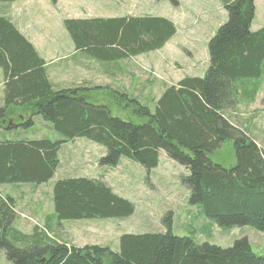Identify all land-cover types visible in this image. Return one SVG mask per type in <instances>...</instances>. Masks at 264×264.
Here are the masks:
<instances>
[{
  "label": "trees",
  "instance_id": "obj_1",
  "mask_svg": "<svg viewBox=\"0 0 264 264\" xmlns=\"http://www.w3.org/2000/svg\"><path fill=\"white\" fill-rule=\"evenodd\" d=\"M218 1L227 18L207 44L203 77H183L157 98L144 100L109 88H55L44 59L8 17L0 16V130L6 131H0V185H46L58 169L60 148L75 139L105 150L100 167H117L124 157L149 171L162 151L185 168L180 181L189 205L217 227L264 233V150L228 116L239 104L253 103L264 82V27L250 30L254 0ZM62 25L73 49L111 75L119 63L163 48L176 33L173 22L158 16L65 19ZM95 89L104 91L100 99L107 96L123 117L113 116L108 104L90 103V98L100 102L89 95ZM36 122L47 124L52 137H21ZM228 141L236 161L226 168L210 157ZM50 196L53 212L44 215L42 230L34 227L30 234L13 226L14 199L0 197V249L7 263L264 264L245 238L220 248L173 235L171 213L161 219L164 232L121 235L115 252L76 247L55 234L60 222L126 218L135 205L101 178L56 179Z\"/></svg>",
  "mask_w": 264,
  "mask_h": 264
},
{
  "label": "rangeland",
  "instance_id": "obj_2",
  "mask_svg": "<svg viewBox=\"0 0 264 264\" xmlns=\"http://www.w3.org/2000/svg\"><path fill=\"white\" fill-rule=\"evenodd\" d=\"M48 3V7L54 6L53 0H48ZM19 4L21 5L17 3ZM48 7L42 3L35 7L36 12L45 20L50 15ZM58 7L62 10L57 12L58 15L68 11L70 17L74 14L82 19L158 16L173 22L176 28L175 35L163 48L130 59L128 62L132 76L130 79L120 80L118 84L126 87L129 94H148L150 98H157L165 87L176 84L183 77H203L208 67L207 44L227 18L218 0H59ZM37 22L39 24V21ZM262 27L264 0H254V18L250 30L257 31ZM47 28L54 31L53 37L57 38L58 43L39 44L37 49L42 56L57 58V66L64 68L68 62L60 59L66 57L69 45H73L71 39L60 25L56 31V25L52 24V21H49ZM40 45L46 49H41ZM73 58H69L68 61H76L80 55ZM91 60L98 68L97 62ZM53 68L48 71L52 72ZM64 69H61L62 74L58 72L52 75V82L63 88H71L73 86L69 81L79 77L80 73L75 68ZM85 76L89 74L85 73ZM102 92L104 91L95 89L89 93L100 102H95V99L91 98L88 101L92 104H108L113 116L123 117L113 103L106 99L107 96L104 100L100 99ZM143 103L149 104L148 101ZM228 116L231 122L247 129L252 140L264 150V82L261 83L253 103L239 104L228 112ZM12 120L14 121V118ZM46 126L44 124L42 127L36 122L32 129L20 135L23 138H37L42 133L49 136L50 130L48 131ZM82 142L89 148H84L80 152L75 151L67 160L69 162L66 161L69 153L65 149L75 150L77 143L63 149L60 162L62 165L64 163L65 168L57 170V176L59 172L68 171L67 176L101 178L114 193L131 201L135 205V210L126 218L60 222V226L56 227L58 233L55 234L58 237L60 235L62 240L67 241V234L70 233L69 236L76 243V247L96 245L108 247L115 252L118 250V239L121 235L164 232L161 219L167 213H171V232L175 236L190 237L198 244L207 243L220 248H228L235 240L245 238L254 254L264 256V247L259 246L264 242V233L250 227H217L200 213L198 206L187 203V190L180 181L181 176L187 172L184 167L168 159L164 152H159L157 166L149 171L124 157L120 158L117 167H100L97 161L104 155L105 150L84 139ZM210 160L226 168L235 165L233 143L231 141L224 143ZM55 180L56 178L38 187L0 185V197L9 196L15 201L13 222L15 228L26 234H30L34 227L43 229L44 215L53 212L50 195ZM48 236L56 240L55 236L49 233ZM0 264H10L7 263L1 249Z\"/></svg>",
  "mask_w": 264,
  "mask_h": 264
},
{
  "label": "crops",
  "instance_id": "obj_3",
  "mask_svg": "<svg viewBox=\"0 0 264 264\" xmlns=\"http://www.w3.org/2000/svg\"><path fill=\"white\" fill-rule=\"evenodd\" d=\"M17 3H21V5L20 4L17 5ZM38 3H42V4H44V6L48 7V5H47L48 0H16L12 3H0V16L8 17L11 20V22L15 25V27L18 29V31L34 46V48L36 49V51L38 52L40 57L44 59L47 75H48V78H49V80L53 86L55 88H58V89L63 88L61 86H58L56 83L52 82V80H53L52 75L53 74H56L58 72H61V74H62L63 72L61 71V69H64V68H66V69L67 68H75V70L79 71L80 74L76 73V74H79V77L77 76L75 79L72 78V80L69 81L70 85H72L73 87L83 86V87H89V88H95V87H97V88H109L112 90H119V91H123V92L128 93L126 87L119 86L118 84H119L120 80L130 79V77L132 76V74L130 73V70H129V67H130L129 62H128L129 60L119 63L117 65L119 67L118 71H114V74L111 75L108 72H106L103 68H101L100 64L97 63L98 68L95 67V65L92 64L91 59L84 58L80 52H77L73 49L72 45H69V48H68L69 51L65 55L66 57L60 59V60L64 59L65 61L68 62L64 65V68H60V66H57V58L54 59L52 56H49V57L48 56L47 57L42 56L40 51L37 49L39 44L53 43V42L58 43L57 38L53 37L54 31H51L47 28L49 21H52V24L56 25V31H58L59 25L61 27H63L62 26L63 20L70 19V18L71 19H82V18L79 17L78 15H74V14L70 17L68 11L63 12L62 14L58 15L57 12H62V10L59 9V7H58L59 0H53L54 6L52 8L48 7L50 10V15L47 18V20H45L44 17H42L41 15H39L36 12L37 10L35 9V7L38 6ZM52 11H54L55 13ZM51 13H53V14H51ZM55 15H58V16L55 17ZM37 21H39V24ZM40 48L43 50L46 49L44 46H41V45H40ZM53 48L55 49V47H53ZM47 54H49V53H47ZM77 55H80V58L78 60H76V61L70 60L71 62L68 61L69 58L74 59L73 57H75ZM58 63H59V61H58ZM51 68H53V71L49 72L48 69H51ZM55 68H57V69L55 70ZM58 68H59V70H58ZM64 72H66V71H64ZM85 73H88L89 76H85ZM0 78H1V82H0V105H1L2 104V96H3V80H2V76H1V71H0ZM91 78H92V80H91ZM94 79H97V80H94ZM99 82H102V83H99ZM134 96L139 97V100L140 99L144 100V99L149 98L148 94L143 95L142 93H139V94L134 95ZM0 131H2V130H0ZM2 132L5 133L6 131L5 132L2 131ZM82 141H83V139H75V140L63 145L60 148V151L58 154L59 166H58L57 170L65 168L64 163L62 165L60 162V156H61V154H63L62 152H63L64 148H67L68 146H72V145L74 146L77 143V145L75 146V147H77V149H75V148H74L75 150H72V148L71 149H69V148L65 149V151L67 153H69L68 158H66V161L69 160V158L75 154V151L80 152L84 148H89L87 146V144L82 142ZM99 148H101V147H99ZM67 162H69V161H67ZM57 170H56V173L54 175V178H56V179H59V178H62V177H65L68 175V171H63L62 173L59 172V175L57 176ZM81 177H84V176H81ZM69 235H70V233L67 234V241L71 242L73 245H76V243L74 241H72V239ZM259 246L264 247V242L261 243Z\"/></svg>",
  "mask_w": 264,
  "mask_h": 264
}]
</instances>
